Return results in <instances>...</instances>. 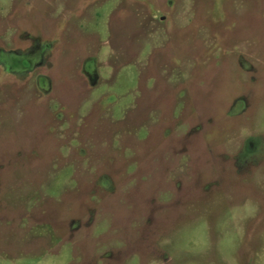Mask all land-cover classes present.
I'll use <instances>...</instances> for the list:
<instances>
[{
	"label": "rangeland",
	"instance_id": "rangeland-1",
	"mask_svg": "<svg viewBox=\"0 0 264 264\" xmlns=\"http://www.w3.org/2000/svg\"><path fill=\"white\" fill-rule=\"evenodd\" d=\"M0 264H264V0H0Z\"/></svg>",
	"mask_w": 264,
	"mask_h": 264
},
{
	"label": "flooded vegetation",
	"instance_id": "flooded-vegetation-1",
	"mask_svg": "<svg viewBox=\"0 0 264 264\" xmlns=\"http://www.w3.org/2000/svg\"><path fill=\"white\" fill-rule=\"evenodd\" d=\"M25 59H26L25 56L22 57V56H17V55L11 56V58H10V60L16 61L17 67H20V68H21V66H19L18 64L19 63L22 64L25 61Z\"/></svg>",
	"mask_w": 264,
	"mask_h": 264
}]
</instances>
